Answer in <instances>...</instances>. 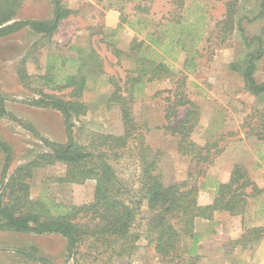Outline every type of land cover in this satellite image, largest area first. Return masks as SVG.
I'll return each instance as SVG.
<instances>
[{
    "label": "rangeland",
    "instance_id": "rangeland-1",
    "mask_svg": "<svg viewBox=\"0 0 264 264\" xmlns=\"http://www.w3.org/2000/svg\"><path fill=\"white\" fill-rule=\"evenodd\" d=\"M231 1L185 0L183 10L176 11L172 0H64L75 13L61 23L52 38L41 40L40 36L24 30L0 40V94L11 97L6 103L10 116L0 119V140L9 144L13 151L8 177L19 166L50 152L39 137L62 144L68 141L60 112L20 102L39 97L37 92L43 86L40 78L46 74L50 55L75 57L76 48L88 49L102 38L95 35L102 27L116 29L124 20H141L146 24L142 28L135 24L137 29L143 30L141 33L123 24L124 29L114 43L126 53L133 39H144L147 33L157 31L176 14L191 22L199 19L202 41L198 46L200 54L196 56L195 69L184 72L186 53H179L175 62L166 60L174 71L186 76L185 93L198 107V124L189 137L190 145L185 142L180 149L181 137L164 129L168 124L165 120L167 99L173 96L176 79H161L148 84L134 112L147 126L148 145L161 152L158 172L166 186L182 182L197 186L200 189L199 204L206 205L214 196V184L227 183L235 165H241L262 190L249 201L243 216L221 213L218 219L201 225L200 233H197L200 239L198 264H264V134L258 123L260 115H257L264 110V95L250 94L245 89L241 71L232 70L233 65L242 64L248 54L258 49L257 42H252L254 38L262 37L264 47V15H260L261 0H238L230 6ZM52 14L51 0H25L19 19L44 20L51 18ZM96 46L105 60L106 75L91 79L81 98L89 111L75 119L74 134L83 145L88 144L93 133H123L120 110L107 106L111 92L107 78L123 79L128 71L136 68L124 54L118 58L105 44ZM21 67L27 75L24 81L18 74ZM180 76L181 73L177 78ZM255 78L258 83H264V57L257 63ZM45 92L67 99L71 90L60 92L46 88ZM185 112V109L179 110V119L184 118ZM199 152L207 156L208 161L199 163L196 157ZM4 159L5 155L0 151V179ZM113 166L119 177L135 185L139 173L131 156L113 162ZM63 170L61 165L38 169L31 197L36 199L46 191L54 200L66 205L92 202L96 182L58 185L53 179ZM136 189L139 188L134 186L133 191ZM145 223L142 221L137 225V232L144 231ZM254 228L262 231L250 234ZM233 230L236 233L241 231L240 237H230ZM242 239L243 245L240 243ZM190 244L191 241L186 240L184 246ZM0 249L34 252L53 264H67V241L59 235L0 231ZM80 254L89 253L83 247ZM0 264L39 263L26 255L0 254ZM70 264H73L72 260ZM112 264H159V261L153 247L142 237L131 257L117 258Z\"/></svg>",
    "mask_w": 264,
    "mask_h": 264
},
{
    "label": "trees",
    "instance_id": "trees-1",
    "mask_svg": "<svg viewBox=\"0 0 264 264\" xmlns=\"http://www.w3.org/2000/svg\"><path fill=\"white\" fill-rule=\"evenodd\" d=\"M53 14L49 19L21 20L19 14L25 0H0V40L15 36L24 30L40 36L41 40L52 38L63 21L74 15L64 0H51ZM120 1V0H119ZM238 0L230 3L232 6ZM236 4V3H235ZM175 10H183L185 0H172ZM264 15V0H261ZM232 16V15H231ZM141 33L144 21H122L116 29L102 27L95 35L101 39L87 49L78 47L76 56L50 55L46 74L38 90V98L22 100L21 103L60 112L68 141L65 144L39 139L50 150L32 162L19 166L8 177L13 161V151L9 144L0 140V151L5 155L0 179V231L31 235H59L67 241V264H112L117 258L131 257L138 243L145 237L154 249L159 264H198L199 235L195 232L196 220L214 221L216 213H228L232 217L243 216L249 201L262 193L241 165H235L227 183L214 184V196L206 205L199 204L200 189L187 182L166 186L158 172L161 152L147 143V126L137 119L134 107L145 95L148 84L156 80L176 79L173 96L168 97L165 130L181 137L180 149L188 142L198 124V107L185 93L186 76L177 78L166 60H177L179 53H186L184 72L194 70L198 46L202 41L201 21L186 20L176 14L157 31L149 32L145 38L133 39L128 52L117 48L114 40L124 29ZM141 26L137 29L135 27ZM258 49L248 54L242 64L232 66L233 71H241L245 89L252 95H264V83L255 78L257 63L264 57L262 37L254 38ZM250 42V45L252 44ZM112 49L116 57L125 55L135 63V69L128 71L123 79L111 76L107 84L111 92L107 97L108 108L120 110L124 131L121 135L93 133L87 145L81 144L75 134V119L87 115L89 107L82 101L91 79L106 75L105 60L99 54L98 44ZM18 74L22 81L27 78L21 67ZM52 91L71 90L70 97L60 98L48 94ZM11 97L0 94V119L10 116L6 103ZM19 101V100H16ZM180 109L185 116L179 119ZM259 126L264 134V110L257 112ZM260 121V122H259ZM174 122V123H173ZM29 129L34 128L27 126ZM259 134V135H262ZM264 136V135H263ZM131 156L138 168L133 191L132 184L119 177L113 162ZM198 162L208 161L201 152ZM63 166L60 176L53 179L58 185L96 182L93 201L83 205H66L42 192L36 199L31 197V189L38 169L48 166ZM145 211V212H144ZM145 223L142 233L137 225ZM262 230L254 228L258 234ZM190 240L189 246H184ZM243 245V239L240 241ZM245 245V244H244ZM84 247L89 254H80ZM246 249V247H244ZM39 264H53L37 254H23ZM104 255L107 258H104Z\"/></svg>",
    "mask_w": 264,
    "mask_h": 264
},
{
    "label": "crops",
    "instance_id": "crops-1",
    "mask_svg": "<svg viewBox=\"0 0 264 264\" xmlns=\"http://www.w3.org/2000/svg\"><path fill=\"white\" fill-rule=\"evenodd\" d=\"M221 213H216L215 214V217H214V220L215 219H218V217L220 216ZM229 217V216H228ZM209 221H206V220H202V219H199V220H196L195 222V232L196 233H200V230L199 228L201 227V225L203 223H208ZM197 227V229H196ZM231 229V228H230ZM239 232V231H238ZM198 233V234H199ZM230 234L231 236L230 237H234V238H237V237H240L241 235V231L240 233H236L234 230L233 231H230ZM0 254H10V255H13V256H23V254H35L34 252H26V251H22V250H15V249H9V250H3V249H0ZM200 255V254H199Z\"/></svg>",
    "mask_w": 264,
    "mask_h": 264
}]
</instances>
